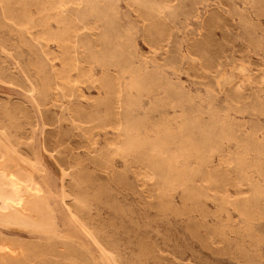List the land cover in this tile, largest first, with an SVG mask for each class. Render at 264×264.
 <instances>
[{
	"label": "rangeland",
	"instance_id": "rangeland-1",
	"mask_svg": "<svg viewBox=\"0 0 264 264\" xmlns=\"http://www.w3.org/2000/svg\"><path fill=\"white\" fill-rule=\"evenodd\" d=\"M0 170V264H264V0H0Z\"/></svg>",
	"mask_w": 264,
	"mask_h": 264
},
{
	"label": "bare ground",
	"instance_id": "bare-ground-1",
	"mask_svg": "<svg viewBox=\"0 0 264 264\" xmlns=\"http://www.w3.org/2000/svg\"><path fill=\"white\" fill-rule=\"evenodd\" d=\"M79 2V1H78ZM36 8V7H35ZM52 9V8H51ZM56 10V9H55ZM57 24V23H56ZM75 24V23H74ZM43 28V27H42ZM34 29V28H33ZM81 31V30H80ZM52 32V31H51ZM72 32V31H71ZM47 33V32H46ZM68 33V32H67ZM81 33V32H80ZM47 35V34H46ZM47 37V36H46ZM49 39V38H48ZM72 41V40H71ZM64 44V43H63ZM205 45V44H204ZM67 50V49H66ZM68 50H70V49H68ZM66 52V51H65ZM45 55H46V53H44ZM50 54V53H49ZM68 55V54H67ZM72 60H74V59H72ZM50 61V60H49ZM63 63V62H62ZM71 63V62H70ZM209 67V66H208ZM60 70V69H59ZM58 70V71H59ZM206 70V69H205ZM214 70V69H213ZM68 72V71H67ZM105 74V73H104ZM117 76V75H116ZM87 77V76H86ZM93 78V77H92ZM88 79V78H87ZM69 80V79H68ZM92 85V84H91ZM239 87V86H238ZM237 87V88H238ZM104 90V89H103ZM66 92V91H65ZM68 93V92H67ZM10 132V131H9ZM93 133V132H92ZM222 162V161H221ZM6 168V167H5ZM2 169V168H1ZM7 170V169H6ZM9 170V169H8ZM0 171H2V170H0ZM4 175V174H3ZM12 176V175H11ZM12 180V179H11ZM21 181V180H20ZM1 182V181H0ZM16 182H18V181H16ZM2 183V182H1ZM13 184V183H12ZM15 184V183H14ZM37 187V186H36ZM35 187V188H36ZM1 188V187H0ZM24 188V187H23ZM27 188V187H26ZM20 189V188H19ZM28 189V188H27ZM30 190V189H29ZM35 190V189H34ZM32 191V190H31ZM38 193V192H37ZM2 197V196H1ZM26 197V196H25ZM26 200H27V198H26ZM24 198L21 200V203H19V204H17V203H14V204H16L17 205V208L19 209V211H21V212H24L25 214H30V213H32L31 212V210H30V208H29V206H28V203H27V201H26ZM2 201V200H1ZM6 201V200H5ZM1 203V202H0ZM5 203V202H4ZM3 204V203H2ZM3 206H4V204H3ZM3 206H1V207H3ZM14 206V205H13ZM31 206H32V204H31ZM34 206V205H33ZM0 207V208H1ZM7 207V206H6ZM15 208H16V206H15ZM14 208V209H15ZM10 210V209H9ZM3 211V210H2ZM4 212V211H3ZM5 214V213H4ZM24 214V215H25ZM2 215V214H1ZM17 215V214H16ZM34 215V214H33ZM4 216V215H3ZM2 216V217H3ZM37 216V215H36ZM1 217V218H2ZM10 218V217H9ZM18 218V217H17ZM20 218V217H19ZM4 219V218H3ZM21 219V218H20ZM8 221H9V219H8ZM18 220H16V222H17ZM5 222V221H4ZM18 222H20V221H18ZM5 223H7V222H5ZM7 224H9V223H7ZM17 224V223H16ZM21 224V223H20ZM13 225H14V222H13ZM1 239V238H0ZM4 241V240H3ZM2 241V242H3ZM6 248H8V249H6ZM12 250H10L9 249V247H6L4 244H0V257L1 256H3L4 255V253H10ZM19 254V253H18ZM17 254V255H18Z\"/></svg>",
	"mask_w": 264,
	"mask_h": 264
}]
</instances>
